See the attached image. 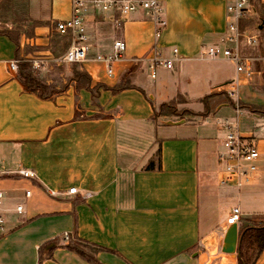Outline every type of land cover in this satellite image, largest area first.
<instances>
[{
    "label": "crops",
    "instance_id": "1",
    "mask_svg": "<svg viewBox=\"0 0 264 264\" xmlns=\"http://www.w3.org/2000/svg\"><path fill=\"white\" fill-rule=\"evenodd\" d=\"M159 1L166 22L159 38L141 9L121 18L88 8L87 61L40 70L28 60L59 58L69 46L55 27L71 17L70 1L28 0L22 27L7 8L0 20L8 33L0 34V264H238L240 257L264 264V250L242 240L264 223V0H250L239 21L241 33L256 39L237 44L253 59L250 82L230 60L202 57L228 46L224 0ZM117 39L126 52L108 77L95 59ZM174 48L184 61L151 78L153 49L169 56ZM13 60L25 61L17 72L9 70ZM233 87L238 129L259 152L258 170L248 184L222 186L224 131L213 119L233 117L226 95ZM169 105L181 119L156 116ZM234 208L238 246L227 254L221 244Z\"/></svg>",
    "mask_w": 264,
    "mask_h": 264
},
{
    "label": "built area",
    "instance_id": "2",
    "mask_svg": "<svg viewBox=\"0 0 264 264\" xmlns=\"http://www.w3.org/2000/svg\"><path fill=\"white\" fill-rule=\"evenodd\" d=\"M71 3V17L65 21H59L56 24V31L62 37H66L69 46L65 53L59 58L51 56H39L28 60L33 70H40L48 67L50 63L62 65H72L83 63L88 59L89 39L86 27L84 25V14L88 8H93L99 12L117 11L121 18L127 17L131 13L141 9L145 11L155 27V38H159L162 30L166 26L163 18V8L159 0H69ZM226 5V19L228 37L226 41L228 46H211L206 49L202 57L209 59L225 58L230 60L236 68V72L243 75L245 81L250 82L253 79L252 61L250 57L242 56L237 48L240 39H244L247 45H252L256 39L251 36H245L239 29V21L251 5L250 0H224ZM232 45V46H231ZM126 52V42L122 39L114 41L112 51L108 55L97 56L96 62L103 65L108 77L113 74V65L121 61ZM184 58L178 53L177 49H172L169 56L161 54L153 49V57L150 59L148 69L151 78H155L157 69L173 70L176 63H181ZM25 61L13 60L8 63L11 72H17L19 66ZM237 80L234 81L237 87ZM236 87L231 88L226 95L232 102L233 117H217L215 124L224 131L221 141L222 150L219 153V161L222 164L220 184L227 186L231 184H248L253 180L254 174L258 170L257 161L259 152L257 148L248 141V138L242 136L238 129V117L240 106L238 105V94ZM19 174L24 178H33L32 171H20ZM69 194H75L73 187L68 190ZM29 192H26V196ZM3 193L0 191V232L4 231V217L2 214ZM18 214L22 211V206H16ZM240 220V211L234 208L226 219V226L236 224ZM67 238V234L64 235Z\"/></svg>",
    "mask_w": 264,
    "mask_h": 264
},
{
    "label": "rangeland",
    "instance_id": "3",
    "mask_svg": "<svg viewBox=\"0 0 264 264\" xmlns=\"http://www.w3.org/2000/svg\"><path fill=\"white\" fill-rule=\"evenodd\" d=\"M88 1V0H87ZM28 0H7L6 4L7 6H9V14L7 17H9V20H11L12 18H15V22H17V26L18 27H22V25L24 24V21L26 19V16L28 15V11H27V3ZM263 12V11H261ZM264 16V15H263ZM28 17V16H27ZM62 65V64H60ZM232 79L233 80H237L234 77V74L232 73ZM147 79L151 80L149 78V76L147 75ZM68 78H63V81L61 79H57V84L54 83L55 86L60 87L63 86L65 83H67ZM67 81V82H66ZM44 94H47L49 91L47 90H43ZM162 116V120H166L170 117H175L176 120L181 119L182 118V113L177 110L174 109L171 105H169V107H163L158 113L156 112V116ZM234 116V115H233ZM221 117V116H218ZM215 121V118L213 119ZM242 207H245L244 205L240 204ZM232 206H234L233 203H230L228 205V209L227 212L231 210ZM242 212H245L244 210H242ZM227 214V213H226Z\"/></svg>",
    "mask_w": 264,
    "mask_h": 264
},
{
    "label": "trees",
    "instance_id": "4",
    "mask_svg": "<svg viewBox=\"0 0 264 264\" xmlns=\"http://www.w3.org/2000/svg\"><path fill=\"white\" fill-rule=\"evenodd\" d=\"M9 6H5V4H0V20H3V17H5V14L7 12V8ZM0 34L3 35H8L6 32H0ZM32 83L33 80L31 79ZM243 241H248L249 244L254 245L258 248L259 252H262L264 250V223L262 225H254L251 228H248L244 231L243 236H242ZM75 250L78 254L84 256L82 252H80L77 249ZM238 264H247L242 257H240L239 263Z\"/></svg>",
    "mask_w": 264,
    "mask_h": 264
},
{
    "label": "water",
    "instance_id": "5",
    "mask_svg": "<svg viewBox=\"0 0 264 264\" xmlns=\"http://www.w3.org/2000/svg\"><path fill=\"white\" fill-rule=\"evenodd\" d=\"M262 27H263V24L259 26V29H261ZM168 124H175V123L168 122ZM237 246H238L237 225L232 224V225H229L228 228L226 229V232L222 239L221 251L223 253L233 254L237 251Z\"/></svg>",
    "mask_w": 264,
    "mask_h": 264
}]
</instances>
